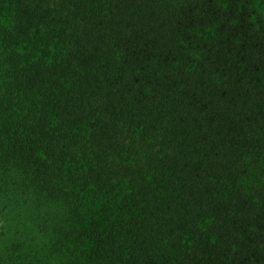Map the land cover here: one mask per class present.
<instances>
[{
  "label": "trees",
  "instance_id": "16d2710c",
  "mask_svg": "<svg viewBox=\"0 0 264 264\" xmlns=\"http://www.w3.org/2000/svg\"><path fill=\"white\" fill-rule=\"evenodd\" d=\"M9 174L14 264H264V0H0Z\"/></svg>",
  "mask_w": 264,
  "mask_h": 264
},
{
  "label": "rangeland",
  "instance_id": "374dc122",
  "mask_svg": "<svg viewBox=\"0 0 264 264\" xmlns=\"http://www.w3.org/2000/svg\"><path fill=\"white\" fill-rule=\"evenodd\" d=\"M38 204L17 175L0 177V264L19 262L46 242V210Z\"/></svg>",
  "mask_w": 264,
  "mask_h": 264
}]
</instances>
